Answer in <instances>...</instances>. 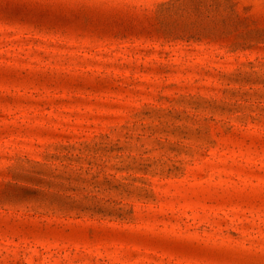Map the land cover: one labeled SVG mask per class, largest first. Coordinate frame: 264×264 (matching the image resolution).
I'll return each mask as SVG.
<instances>
[{"label":"rangeland","instance_id":"rangeland-1","mask_svg":"<svg viewBox=\"0 0 264 264\" xmlns=\"http://www.w3.org/2000/svg\"><path fill=\"white\" fill-rule=\"evenodd\" d=\"M0 264H264V0H0Z\"/></svg>","mask_w":264,"mask_h":264}]
</instances>
